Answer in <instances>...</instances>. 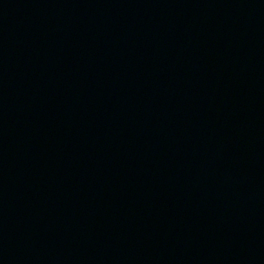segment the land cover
Instances as JSON below:
<instances>
[{"label":"water","instance_id":"water-1","mask_svg":"<svg viewBox=\"0 0 264 264\" xmlns=\"http://www.w3.org/2000/svg\"><path fill=\"white\" fill-rule=\"evenodd\" d=\"M0 264H264V0H0Z\"/></svg>","mask_w":264,"mask_h":264}]
</instances>
